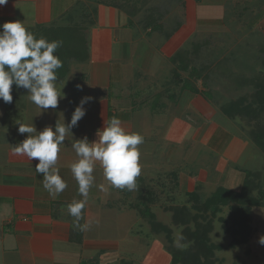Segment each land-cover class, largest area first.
<instances>
[{
	"label": "rangeland",
	"instance_id": "obj_1",
	"mask_svg": "<svg viewBox=\"0 0 264 264\" xmlns=\"http://www.w3.org/2000/svg\"><path fill=\"white\" fill-rule=\"evenodd\" d=\"M67 1L65 0L66 3ZM69 2L76 4L70 11L71 17L58 18L51 26L77 25L81 36L85 38L87 52L84 51L86 55L83 52L84 57L89 54L92 29L100 26L96 8L102 3L111 7L112 18L116 21L112 29L115 36L112 70L117 71L119 67L117 65L121 61L122 64L128 62L120 58L122 36L124 40H130L125 43L127 47H132V50L135 47V54L132 53L133 59L130 62H136L128 63V72L124 80H117V74L112 77L110 86L102 87L91 81L88 65H80L84 59L77 62L75 58L70 57L67 48L61 45L54 54L62 60L64 66L69 67V70L66 85L59 86L64 96L59 100L57 109L53 110L54 112L57 110L56 113L59 114L62 109L64 114L67 109L74 106V102L78 105L82 98H90L87 104H84L85 116L75 126L80 130L73 127L71 130L74 132L69 133L70 140L77 142L82 139L79 135L86 130L83 128H96L98 120L100 123L98 114L101 115L99 112L102 108L96 103L99 100L98 95L102 99H109L111 106L117 107L115 109L119 113L127 110L126 105L131 107L130 109H136L133 120H130L135 123H132L133 126H136L132 131L142 134L144 142L138 146L141 173L136 178V188L122 189V199L128 200L125 203L127 205H122V222L118 224L120 226L118 231L122 234V264H173V250L187 248L190 243L184 242L181 238L183 227L172 222L170 206L190 205L189 192L194 190H198L204 201L221 185L238 190L244 183L246 171L262 170L264 174V151L252 141V135L259 131V126L263 127L264 118L258 122L237 113L233 118L223 113V107L245 96L248 98L245 97L246 99L240 102L251 103L255 86L249 80L264 78V0H226L224 5H220L222 10L215 5L216 8L213 7L212 12L210 7L205 10L197 2L195 4L193 2L191 13L197 19L192 29L182 33L180 29L185 23L188 0H69ZM113 10L115 11L112 13ZM204 12L211 14L209 16L212 17L215 13L221 12L224 19L199 22V15ZM151 15L155 17V22L161 24L157 29L149 25ZM127 18L131 20L132 28L127 34L122 35V29L129 24ZM30 26V31L37 30V26ZM106 32L105 30V34ZM105 43V47L110 45L107 40ZM69 47L71 49L70 45ZM148 48L155 53L151 61L155 73L154 69L149 72L147 71L149 67L139 65L143 60L150 61L146 52ZM178 62L187 64L188 69L181 68ZM194 67L197 71L191 72ZM175 71H179L180 76H177ZM242 77L249 79L247 82H240L239 79ZM188 78L194 81L198 91L202 92L196 93L197 97L205 98L213 111L209 110L207 114L205 111V114L202 112L197 116L191 114L193 106L189 100V105L186 104L183 109V117L193 124L194 132L189 133L190 138L185 143L184 157L173 161L174 155L173 158L170 157L171 144L167 140L168 133L165 127L169 119H173L171 113H177L174 110H177L178 105H182V102H177V96L183 94L184 90L185 93L186 89H191L184 85ZM69 82L71 84H68ZM92 88L96 89L91 90ZM20 91L17 89L12 92L13 99L23 98L22 103H25L26 93ZM90 100L96 104V114ZM30 102L27 97L26 110H29L27 105ZM120 104L122 111L119 110ZM150 104L157 108L163 107L161 104L166 105L165 107L170 106L173 112L164 114L163 111L156 116L149 112ZM171 104H175L176 107ZM33 105L35 104L30 107L32 122L39 112V107ZM20 106L19 101H16L15 105L11 104L9 108L12 112L7 118H15L17 110L13 112V109L17 108L19 111ZM50 109L45 111L50 112ZM150 120L155 122L156 130L150 125ZM222 127L223 134H215L217 129ZM213 134L214 137L209 138ZM232 135L241 136L256 145L255 153L250 157V150L245 152L239 165L235 161L233 164L226 156V148L221 147L230 142ZM216 143L219 146L211 148ZM261 180L264 181L262 174ZM262 186L264 187V183ZM252 194L258 196V189ZM144 206L155 213L156 221L171 227L173 241H170L165 231L159 233L153 231L151 218L141 211ZM231 211L229 206H223L213 219L214 229L210 237L213 243L221 246L215 250L218 257L215 264H264V244L260 243L261 238H264V205L253 207V234L249 242L235 246H231L232 236L226 228L231 225ZM220 217L225 218L227 222L220 220ZM127 257H131V261L126 260Z\"/></svg>",
	"mask_w": 264,
	"mask_h": 264
},
{
	"label": "crops",
	"instance_id": "obj_2",
	"mask_svg": "<svg viewBox=\"0 0 264 264\" xmlns=\"http://www.w3.org/2000/svg\"><path fill=\"white\" fill-rule=\"evenodd\" d=\"M193 2L194 4L197 2L205 10L207 7H210V12H212L215 5L222 10L220 5H224L226 0H188L187 14L184 18L185 23L180 29L181 33L182 31L192 29V25L197 19L191 13ZM75 5L74 3L71 4L69 0L67 3L65 0H7L5 5L0 6V25L8 21L20 20L29 26V28L31 27L30 25H33V27L40 25L51 26L56 23L58 18L66 19L67 17H71L72 12L70 11H72ZM110 8L109 5L102 3H100L99 8H96V15L98 13L97 17L100 26L92 29L89 54L84 58L83 63L80 64L83 66L84 64L88 65L91 81L95 85H102V87L110 86L112 77L117 74V80H124L123 78H125L124 76L128 72L127 65L133 59L132 53L135 51V47L132 50V47L125 45L130 40H124V36H122V50L119 49L120 58L126 59L128 62L122 64L121 61L117 65L119 66L117 67L119 73L116 70H112L115 48V36L112 29L116 21L112 18V9ZM220 13H215V16L212 17L209 16L211 14L204 12L202 15H199V22L222 20L224 16L223 13ZM127 20L129 24L127 23L128 27L126 26L122 29V35L127 34V31L132 28L130 26V19L127 18ZM105 30L107 31L106 34ZM105 40L110 43L109 46L105 47ZM146 52L147 58L150 61L143 60L142 64L139 65L141 67H149L147 71L153 70L154 66H151V61L154 59L153 55L155 53L149 48ZM135 62H130V64H135ZM83 66L82 68H84ZM155 72L156 70L154 69ZM66 79L67 75L64 79L57 80V87L66 85ZM68 84H71V82ZM94 89L96 88H92L91 90ZM19 91L26 93V98H24L25 103H22L23 98L21 100L15 98L11 103H4L0 100V264H122V234L118 231L120 229L118 224L122 222V205H127L125 203L128 200L126 198L122 199V189L112 187L104 178L103 173H100L103 172L102 167L97 165L94 170L100 172L93 173L95 177L94 184L89 190L87 203L82 210V218L79 221L80 225L87 224L88 227L86 230H81L75 225V218L68 213V205L70 203L74 200L83 199L78 192V183L71 172V165L79 158L72 147L73 144L71 143H75V140H70V134H68L69 137L67 136L65 142L60 146L56 164V167L59 168V174L67 183V187L59 195H52L44 189L43 177L35 171V164L38 161H32L27 156L17 155L14 152L15 145L22 142L28 135L18 132L19 124H29L35 126L37 131H41L46 126L55 127L56 123H68L73 113L72 111H74L73 108L75 109L77 106V102H74V106L71 109H67L64 114L62 109L58 114L56 113L57 110L54 112L55 109H50V112H46L39 108V112L36 114L37 118L34 116L35 118L32 122L30 107L34 103L31 104L30 102L27 105V109L29 108V110H26L25 106L30 93L23 88H19ZM184 91L183 94L180 93L177 96V102H182V105H178L177 110H174L177 113H171L173 111H171L172 107L170 106L165 107L166 105L161 104L163 107L158 106L157 108V106L152 107L150 104L149 112L156 116L163 111H165L164 114H168L171 111L173 119L167 120L169 123L165 127V130L168 133L167 140L171 144L169 148L171 152L170 157L173 158L174 155L173 161H177L181 156L184 157L185 143L190 138V134L194 132L193 124L183 117V109L187 106L186 104L189 103V100L193 106L191 114L197 116L202 114V112L205 114V111L206 114L209 110L213 111L204 97V99L197 97L196 93H192L190 89H186L185 93ZM98 98L99 100L96 102L97 106H101L102 108V111L99 112L101 115L98 114L100 123L98 120V127L96 128H83L81 126L86 130L79 135L80 138L86 136L89 138V141L95 140L97 138V130L102 129L107 124L112 116L111 114L118 117L122 122V126L127 130L132 131L133 127H136L135 125L133 126L135 123L130 122V120H133V113L136 112L134 111L136 109H130L131 107L129 108L126 105L127 110L119 113L115 109L117 107L111 106L109 99H102L99 95ZM92 100L94 99L92 98ZM92 100L90 101L95 107L96 104ZM16 101L20 102L21 108H19V111L17 108L13 109V112L17 110L15 118H7L12 112L9 106L11 104L15 105ZM99 102L102 103L99 104ZM171 105L175 106V104ZM22 107L25 109H22ZM36 109L38 110L37 107ZM91 109L93 108L91 107ZM119 110L122 111V104H120ZM96 113L97 111L95 110ZM150 121V125L156 130L155 122ZM75 128L80 130L79 127ZM223 130V127L218 128L215 134H223ZM71 132L74 131L71 130ZM211 137H214V134L209 138ZM215 137L218 136L215 135ZM230 137V142L221 147L226 148V156L233 164L235 161L239 165L240 160L248 150L251 152L250 157L255 153L256 145L254 143L241 136L233 137L232 135ZM227 142L228 139L226 140ZM176 143L178 144L176 145ZM217 145L218 143L211 148H217ZM219 166H221L220 163ZM221 168L223 167L221 166ZM260 171L263 176L262 170ZM262 183H264L263 180ZM129 231L131 232V230ZM127 258L125 259L131 261V257Z\"/></svg>",
	"mask_w": 264,
	"mask_h": 264
},
{
	"label": "clouds",
	"instance_id": "obj_3",
	"mask_svg": "<svg viewBox=\"0 0 264 264\" xmlns=\"http://www.w3.org/2000/svg\"><path fill=\"white\" fill-rule=\"evenodd\" d=\"M6 3L7 0H0V6ZM0 29V100L11 103L15 85L17 89L27 90L30 101L40 109H56L64 96L56 84L57 70L63 67V63L54 53L62 42L49 41L43 36L37 38L20 20L5 22ZM88 99H81L67 124L56 123L54 128L46 126L41 131L29 124H19L18 132L28 135L15 145L14 152L38 161L35 171L43 177V187L52 195H59L67 187L56 167L58 153L71 129L85 116L84 104ZM143 142L142 134L127 130L114 116L97 130L95 140L89 141L85 136L72 145L79 159L71 165V172L83 199L70 203L68 213L75 218L74 223L81 230L88 227L87 224L80 225L79 221L94 184L93 173L97 165L102 167L104 178L112 187L133 190L141 173L138 146ZM260 243L264 244V238Z\"/></svg>",
	"mask_w": 264,
	"mask_h": 264
},
{
	"label": "trees",
	"instance_id": "obj_4",
	"mask_svg": "<svg viewBox=\"0 0 264 264\" xmlns=\"http://www.w3.org/2000/svg\"><path fill=\"white\" fill-rule=\"evenodd\" d=\"M154 18L153 15L150 16L148 20L150 21L149 25H152L154 29H157L161 24L155 22L156 19ZM32 32L37 38L43 36L49 41H61V45L65 46L67 51H69L68 54H70V57L75 58L78 61L85 58L82 55L83 52L86 51L85 38L81 36L77 25L73 27L40 25L37 26V30L35 29ZM69 45L71 46V49ZM84 54L86 55L85 52ZM67 58L64 59L67 60ZM178 65L181 66V68L188 69V65L183 62H178ZM193 69L194 70H191V72L197 71L196 67ZM68 70L69 67H67V65H63V67L58 69L57 80L60 81L64 79ZM175 74L180 76L179 71H175ZM248 79L249 78L242 77L239 80L240 82H247ZM249 81L255 86V92L252 94L253 101L251 103L245 102L242 104L240 101L248 98L245 96L246 98H241L239 101L235 100L231 105L223 107V113L232 118L235 117V115L240 114L260 122L264 118V78H251ZM184 85L185 87H190V90L195 93H202L198 91L194 81H191L189 78ZM14 90H17L15 85H13L12 88V91ZM111 115V118L114 117L113 114ZM260 126L259 131L252 135V141L264 151V120L263 127ZM261 174V171H246L244 183L238 190L219 186L216 192L205 199V201L201 198L198 190H194L189 192L190 205L183 204L170 206L169 209L172 212V222L183 227L181 238L184 242L190 243L187 248H175L173 250V264H215L217 262L218 257L215 255V250L220 249L221 246L212 242L210 233L214 229L213 219L221 208L226 205L232 210L230 214L231 225L226 227L229 229L232 236L231 246L249 242L253 234V207L264 205V187L262 186ZM255 189H258V196L252 194ZM141 211L144 215L151 218L150 224L153 231L158 233L165 231L170 241H173L172 229L169 225L156 221L155 213H153L149 207L144 206ZM219 219L223 222H227L223 217H220Z\"/></svg>",
	"mask_w": 264,
	"mask_h": 264
}]
</instances>
